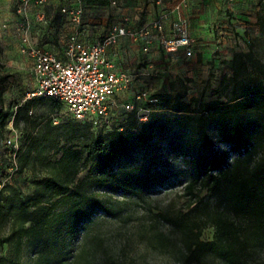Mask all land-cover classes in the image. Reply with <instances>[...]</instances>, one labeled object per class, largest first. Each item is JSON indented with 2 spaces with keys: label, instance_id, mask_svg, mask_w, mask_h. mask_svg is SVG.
Segmentation results:
<instances>
[{
  "label": "trees",
  "instance_id": "1",
  "mask_svg": "<svg viewBox=\"0 0 264 264\" xmlns=\"http://www.w3.org/2000/svg\"><path fill=\"white\" fill-rule=\"evenodd\" d=\"M242 56L248 54L235 57ZM231 67L237 75L236 67ZM235 93L219 104L196 97L183 101L179 95H167L160 102L155 95L156 103L144 105L149 109L145 121L139 120L137 111H126L123 127H103L98 132L92 123L72 118L57 125L50 118L41 119L35 124L39 128L36 136L22 132L24 145L9 154L16 153L15 172L32 171L33 189L25 197L11 183L0 190V264H49L53 258L61 260L55 264H65L66 256H72L70 246L83 241L84 232L103 209L94 196L85 194V185L120 191L124 198L148 196L161 183L160 176L118 170L117 162L167 130L189 125L202 146L211 147L210 121H237L244 113L264 111V99L247 100L246 94ZM25 101L13 113L16 128L22 115L25 122L29 121L27 112L33 101L53 103L58 110L63 106L51 98ZM6 118L0 110L1 123ZM221 139V146L237 151V156L229 161L216 149L194 157V170L182 190L187 212L158 216L157 224L165 222L170 234L156 224L151 226L150 241L162 248L175 247L176 256L172 257L177 264H207L210 260L256 264L253 256L264 250V146L256 142V134L249 138L240 135L234 143L228 136ZM54 148L57 158L44 152ZM82 172L85 175L79 178ZM203 192L209 197H201ZM206 227L214 228L213 238L207 241L201 239ZM42 235L46 236L45 245L36 249L35 261H21L23 240ZM5 246H9L6 252Z\"/></svg>",
  "mask_w": 264,
  "mask_h": 264
},
{
  "label": "rangeland",
  "instance_id": "2",
  "mask_svg": "<svg viewBox=\"0 0 264 264\" xmlns=\"http://www.w3.org/2000/svg\"><path fill=\"white\" fill-rule=\"evenodd\" d=\"M13 1L14 4L9 6L0 4V110L7 116L4 123L0 121V190L6 183H11L25 197L32 192L33 173L29 169L15 172L16 153L10 155V151L24 145L22 132L37 135L39 128L35 124L41 119L50 118L52 124L57 125L71 120V116L64 106L58 110L53 103L33 101L27 112L29 121L25 122L22 115L19 127H14V111L26 102V93L35 87L33 61L27 52V42H32L31 31L46 38L52 34L54 26L47 0L41 4L37 0H28L27 3ZM214 1L218 2L219 10L211 21L213 45L209 52L200 54L190 77H152L134 90L132 100L139 90L158 96L160 102L167 95H179L183 101L196 97L204 102L219 104L232 98L234 92L246 94L244 99L247 100L264 99V0L250 1L246 16L251 19L244 21L233 16V10L224 0ZM206 2L210 4V0ZM239 53L248 56L236 58ZM232 65L236 67L237 75ZM232 76L236 77L235 81ZM117 95L107 122L95 128L96 132L103 127H123L125 124L126 110L120 106L123 101L119 104L120 97ZM207 130L212 140L211 147L202 146L189 125L167 130L145 148L117 162L115 167L118 170L125 168L133 174L160 176L161 183L142 199L124 198L120 191L85 185V194L94 196L103 209L96 217L99 219L84 232L83 241L70 246L72 256H66L68 260L65 264H177L172 257L176 256L175 247L162 248L150 241L152 224L170 234L165 222L157 224L158 216L164 212L168 215L187 212V198L182 190L194 170V157L216 149L217 154H224L229 161L237 156V151L221 146L224 144L222 137L228 136L234 143L240 135L249 138L256 134V142L261 141L264 146V111L244 113L237 121L226 120L217 124L210 121ZM12 134L17 136L15 148L6 144ZM44 152L52 158L58 157L56 148L44 149ZM84 175L82 172L79 178ZM200 196L209 197L205 192ZM213 234L214 228L206 227L202 230L201 239L211 240ZM45 240V235L24 239L20 260L34 262L36 249L44 246ZM8 250L9 246H5L4 252ZM253 257L256 264H264V250ZM59 261L60 258H53L49 264ZM207 264L220 263L210 260Z\"/></svg>",
  "mask_w": 264,
  "mask_h": 264
},
{
  "label": "crops",
  "instance_id": "3",
  "mask_svg": "<svg viewBox=\"0 0 264 264\" xmlns=\"http://www.w3.org/2000/svg\"><path fill=\"white\" fill-rule=\"evenodd\" d=\"M76 0L67 3L64 0H47L52 14L54 31L50 36L42 38L37 32L31 31L28 47L40 46L41 50L63 57L66 42L70 35L76 34L84 43H93L107 34L112 25L138 29L151 24L160 16L168 14L164 23L165 35H169L171 22L175 18L174 7L180 6L181 14L188 20L189 32L192 38V55L187 57L183 52L178 54L166 53L159 44L158 32L151 30L152 42L144 51L145 42L129 37H120L117 44L106 51V59L112 64L113 70L131 77L128 89L121 92L118 100L120 106L131 103L134 90L151 80L152 77L172 79L176 76L190 77L192 67L199 61L201 53L210 51L214 37L212 22L218 12V2L210 0ZM251 0H236L232 6L233 16L240 21L251 19L246 16ZM0 4L8 6L13 0H0ZM80 6L83 10L82 21L79 25L70 22L67 15L61 13L64 6ZM54 14L56 16H54ZM30 15V13H29ZM237 20L238 23H241ZM50 38V39H49ZM27 39V38H26ZM30 39V38H29ZM155 79H153L154 81ZM124 97V98H123Z\"/></svg>",
  "mask_w": 264,
  "mask_h": 264
},
{
  "label": "built area",
  "instance_id": "4",
  "mask_svg": "<svg viewBox=\"0 0 264 264\" xmlns=\"http://www.w3.org/2000/svg\"><path fill=\"white\" fill-rule=\"evenodd\" d=\"M22 1L27 3L28 0ZM45 1L37 0L40 4ZM64 1L70 3L76 0ZM224 1L227 6H232L236 0ZM174 12L175 18L167 36L164 23L168 14H164L151 24L138 29L114 24L107 34L93 43H84L76 34H72L67 39L63 57L34 46L27 47L33 61L35 87L26 93L25 99L51 98L62 103L73 120L90 122L96 128L103 126L114 105L115 96L127 89L132 81L129 75L115 72L106 59L107 49L117 44L120 37L143 40V50L147 51L152 42L151 30L154 29L158 32L159 44L166 53L175 55L183 52L187 57L192 55L193 41L188 20L181 14L180 6H175ZM61 13L67 15L74 25H79L82 21L83 10L80 6H64ZM156 102L157 98L148 91L139 90L133 101L124 105V109L128 112L137 111L139 120L145 121L149 109L144 105ZM16 137L10 135L6 144L15 148Z\"/></svg>",
  "mask_w": 264,
  "mask_h": 264
}]
</instances>
